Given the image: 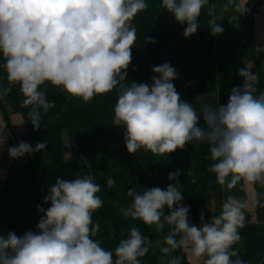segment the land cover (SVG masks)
<instances>
[{
	"label": "clouds",
	"instance_id": "clouds-1",
	"mask_svg": "<svg viewBox=\"0 0 264 264\" xmlns=\"http://www.w3.org/2000/svg\"><path fill=\"white\" fill-rule=\"evenodd\" d=\"M209 3L162 0L161 7L185 25L183 35L189 38L198 31L201 12ZM147 8L146 0H0L4 61L0 66L7 79L0 94L7 95L19 85L22 106L30 107L28 117L35 131L41 126V109L47 112L50 107L49 85L85 102L116 90L113 125L123 129L129 154L143 149L164 156L194 141L206 142L215 161L209 171L219 185L228 190L240 184L264 187V92L256 94L257 74L240 68L243 84L230 90L227 103L201 102L199 109L181 99L173 83L178 73L170 63L151 69L156 74L150 78L151 85L125 82L137 39L131 21ZM235 10L241 15L247 12L238 5ZM208 14L213 17L210 34H221L224 29L215 22L214 8ZM147 40L154 43L150 37ZM196 100L202 101V95ZM45 148L42 142L33 148L20 141L7 151L9 158L19 159ZM180 174L170 172L168 179L175 184L164 189L129 188L131 203L121 209L123 215L153 226L158 233L168 225L169 234L157 241L165 245L160 248L165 255L181 249L202 264H245L233 246L243 239L240 230L245 227L247 202L228 197L209 222L201 215L198 227L189 222V208L182 204ZM114 184L109 177L107 186ZM100 191L101 185L90 174L78 173L72 180L57 178L44 197L43 203L50 206H37L43 214L37 230L22 236L0 235V264H141L151 242L138 226L119 241L114 253L93 239L100 231L93 213L104 204L97 195ZM168 264H181L180 257L173 256Z\"/></svg>",
	"mask_w": 264,
	"mask_h": 264
},
{
	"label": "trees",
	"instance_id": "trees-1",
	"mask_svg": "<svg viewBox=\"0 0 264 264\" xmlns=\"http://www.w3.org/2000/svg\"><path fill=\"white\" fill-rule=\"evenodd\" d=\"M263 2L250 0L245 6L247 12L241 15L229 5V0H210L201 12L198 31L185 38V25L178 24L174 16L161 7L162 0H146L148 8L131 21L137 30V39L131 49L132 61L125 82L151 85L150 78L156 75L151 69L167 62L177 70L178 78L173 83L182 100L192 103L194 95L215 93L216 105L226 104L230 90L243 84L239 69L253 60L258 76V81L253 82L256 94L264 92V50L255 47L253 26V15ZM209 8H214L215 22L224 29L217 36H212L208 29L213 19L208 14ZM147 37L154 43L148 42ZM3 63L0 55V65ZM6 86V72L0 66V88ZM46 96L50 107L47 112L41 109V126L34 131L28 117L30 107L22 106L24 97L19 85H14L7 95L0 94L4 121L15 114L23 122L24 133L19 138L33 148L37 142L46 144L41 152L19 159L7 155L2 161L6 178L0 190V235L15 232L22 236L26 231L35 232L43 215L37 206L45 209L50 206L43 201L56 179L72 180L78 173L90 174L94 182L101 185L97 195L104 202L103 207L93 213L94 223L100 225L93 239L99 241L101 247L114 253L119 241L132 227L138 226L151 242L148 253L140 258L141 264H168L173 256L180 257L181 264H189L181 249L169 255L160 251L165 245L157 241L169 234L168 225L158 233L153 226L123 215L121 209L131 203L128 189L140 191L153 186L164 189L170 183L175 184L168 179V174L179 170L182 204L189 208L188 219L194 225L199 221L207 194L214 196L216 215L226 196L242 199V184L225 190L209 171L215 161L206 142L194 141L164 156L143 149L129 154L123 129L113 125L116 90L85 102L49 85ZM109 177L115 180L111 188L107 186ZM253 186L257 195L264 198V187ZM240 231L242 242L233 246L239 249V257L245 264H264V224H245Z\"/></svg>",
	"mask_w": 264,
	"mask_h": 264
},
{
	"label": "crops",
	"instance_id": "crops-1",
	"mask_svg": "<svg viewBox=\"0 0 264 264\" xmlns=\"http://www.w3.org/2000/svg\"><path fill=\"white\" fill-rule=\"evenodd\" d=\"M250 0H231L232 7L236 8L238 5L243 9ZM253 26H254V42L255 47L260 50H264V2L259 6L257 12L253 15ZM2 56V55H1ZM4 109L0 108V144L4 143L2 150H0V190L6 178V169L3 165V160L8 155V147H10V136L21 137L24 133V126L21 118L18 115H9L7 122L3 119ZM223 189H227L223 187ZM230 197L226 196L225 200ZM234 197V196H231ZM243 201L247 202L248 207L244 209L245 224H264V198L257 195L254 186H243ZM216 214L215 212V199L213 194L209 193L206 195L205 204L200 212L204 216L205 222H209L211 217ZM199 218L196 226H200L201 220ZM185 252V259L189 264H202L194 258L190 251Z\"/></svg>",
	"mask_w": 264,
	"mask_h": 264
},
{
	"label": "rangeland",
	"instance_id": "rangeland-1",
	"mask_svg": "<svg viewBox=\"0 0 264 264\" xmlns=\"http://www.w3.org/2000/svg\"><path fill=\"white\" fill-rule=\"evenodd\" d=\"M246 67L249 68L253 74H256V67H255V63H254L253 60H249L247 62V66ZM201 95H202V101L196 100V98L201 96ZM201 102L211 103V104H213L215 106L216 103H217L216 94L215 93L197 94V95L193 96L192 103H193L194 107L199 109V105H200ZM65 148H66V146H65Z\"/></svg>",
	"mask_w": 264,
	"mask_h": 264
},
{
	"label": "built area",
	"instance_id": "built-area-1",
	"mask_svg": "<svg viewBox=\"0 0 264 264\" xmlns=\"http://www.w3.org/2000/svg\"><path fill=\"white\" fill-rule=\"evenodd\" d=\"M20 141H23V140L21 138H19V137L10 136V146H16V145H18V143Z\"/></svg>",
	"mask_w": 264,
	"mask_h": 264
}]
</instances>
